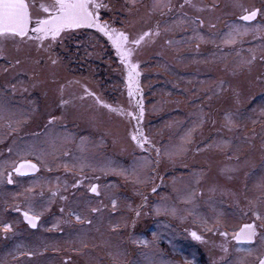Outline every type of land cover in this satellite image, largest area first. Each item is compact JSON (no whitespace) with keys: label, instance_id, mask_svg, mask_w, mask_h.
<instances>
[{"label":"rangeland","instance_id":"374dc122","mask_svg":"<svg viewBox=\"0 0 264 264\" xmlns=\"http://www.w3.org/2000/svg\"><path fill=\"white\" fill-rule=\"evenodd\" d=\"M98 2L108 5L100 9L104 17L101 20L130 38L150 30L159 33L147 37L131 57V62L139 66L141 95L136 99L143 100V119L137 124L126 114L118 115L97 105L91 96L80 99L87 87L125 113L136 110L127 95L124 66L110 42L98 32L68 30L55 42L46 40L39 48L33 40H0V120L10 119L0 128L8 133L14 127L24 130L37 118L45 123L49 116L58 117L67 124L77 117L83 133L81 140L71 130L51 125L47 132L60 129L59 134L69 136L67 143L56 144L52 139L58 141L56 137L61 136L48 132L28 136L22 145L36 149L41 157H45L44 151L54 165H74L94 174L115 177L116 214L120 224L117 223L114 245L107 244L108 239L105 244L108 225L104 223L108 221L101 218V264H180L169 263L160 254L158 241L163 236L170 245L177 242L172 234H166L162 223L160 215L166 210L167 201L163 204L160 188H167L173 182L180 187L176 216L188 231L190 168L194 159L204 154L208 141L214 140L218 148L221 143L217 140L224 134L231 135L237 128L244 136L254 133V127L246 130L248 123L242 112L229 107L227 102L237 89L241 71L249 66L260 68L253 61L247 63L252 56H258V48L224 42L238 23L227 20L236 13L222 9L220 0H190L188 4L185 0ZM205 5H211L212 9H202ZM31 15L34 22L36 17ZM52 107H61L63 111L52 114L49 112ZM74 107L77 116L71 114ZM256 111L252 113L256 115ZM262 111L257 114L261 115ZM261 117L259 121L253 120L259 123L255 127L259 137L264 135V116ZM226 118L232 121L231 125ZM137 127L151 141L143 149L131 139ZM63 144L67 148L72 145L74 154L68 158L56 154L66 147ZM156 149L160 150L159 156ZM169 152L177 154L169 158ZM43 161L47 164L46 159ZM144 203L149 208L147 217L142 210ZM137 210L139 216L135 214ZM134 241L148 243L144 246ZM180 243L181 258L189 257L190 243L184 237Z\"/></svg>","mask_w":264,"mask_h":264},{"label":"flooded vegetation","instance_id":"af4514ba","mask_svg":"<svg viewBox=\"0 0 264 264\" xmlns=\"http://www.w3.org/2000/svg\"><path fill=\"white\" fill-rule=\"evenodd\" d=\"M26 2L30 6L31 14L37 17L46 15L39 10V5H48L52 0ZM220 2L222 9H232L236 13L233 18L228 17V21L236 20L238 25L245 23L238 19L242 9L234 6V0ZM239 3L244 7L254 5L264 8V0H239ZM100 9L97 14L103 17ZM202 9H212V6L205 5ZM257 24H264V16H258L255 21L250 22L249 27L252 30L237 42L242 47L247 44L258 48L259 54L252 61L260 68L251 69L249 66L241 71L237 89L231 93L233 96L227 102L229 107H237L242 112V117L248 123L246 130L254 127V133L244 136L243 133L239 134L237 128L229 136L224 134L225 139L217 140L221 143L218 148L214 145V140L208 141L204 154L194 159L195 162L190 168L192 184L188 231L184 230V225L180 224L176 216L179 210L180 187L173 182L168 183L167 188H160L163 204L167 201L164 204L166 210L160 215L162 223L166 234H172L177 241L170 245L166 236L158 241L160 254L169 263L237 264L238 261H243V264H258V258L264 250V242L261 240L264 228L258 226L260 221H255L258 226L257 236L252 244H237L232 239V234L244 224L254 222L251 210L253 205L249 201L255 202L259 211H264V203H261L264 202V187H261L264 185V135L259 137L255 128L259 123L253 122L260 120L261 115L257 112L264 110V31H256ZM71 30L81 33L86 30L97 32L94 28L86 27ZM102 37L107 40L103 35ZM76 109L77 107L71 108V114L77 116L79 113ZM252 110H257L256 115ZM62 111L61 107H52L49 110L52 114H61ZM57 118L49 116L45 123L44 119L37 118L21 131L14 127L11 132L5 133L0 128V264H101L102 217L103 222L108 221L104 223L108 225V233H105L108 237H104L103 241L106 244L105 239H108L107 244L115 243L119 223L116 214L115 177L94 174L74 165H54L52 158L44 151L45 157H41L36 149L24 148L22 145V141L28 139L26 137L48 132L49 135L61 136L56 137L58 141L52 139L54 135L50 137L56 144L67 143L69 136L59 134L57 131L60 129L47 132L51 125L71 130L80 140L83 138L77 117L67 124ZM7 119H1L0 125ZM222 131L224 132L223 128ZM78 151L77 149L76 152ZM60 153L64 158L74 154L72 145L69 148L66 145L62 151L56 152ZM21 160L34 163L37 170L27 175H17L12 171V166ZM199 170L201 172L198 174ZM9 173L13 181L11 184L8 183ZM77 180L80 184L74 187ZM93 184L97 185L99 195L89 191ZM107 184L111 187H104ZM113 200L116 201L115 208L112 205ZM144 204L145 209L142 210L148 216L149 208ZM93 208L98 211L93 212ZM172 209H175V215L172 214ZM25 211L39 216L37 227L32 228L25 221L22 214ZM76 216H80L81 220L77 221ZM5 224L11 226V231L2 230ZM191 231H196L202 241L193 240L189 234ZM220 231L228 235L221 236ZM183 237L190 243V258L187 256L182 259L178 253L181 249L180 238ZM221 245L228 248L226 253ZM90 248L92 251L89 252L87 249ZM238 248H251L253 251L248 255L246 251H237Z\"/></svg>","mask_w":264,"mask_h":264},{"label":"snow or ice","instance_id":"6c2138e0","mask_svg":"<svg viewBox=\"0 0 264 264\" xmlns=\"http://www.w3.org/2000/svg\"><path fill=\"white\" fill-rule=\"evenodd\" d=\"M131 3H135V0H130ZM190 0H185V4H188ZM163 7L164 5H156ZM170 6V5H169ZM184 5H181L183 7ZM234 6L242 9V14L238 19L245 22L243 25L233 26L232 30L227 34L225 43L234 44L238 39L247 35L252 29L249 27L250 22L255 21L258 16H264V8H257L254 5L250 7H244L239 3V0H234ZM108 5L97 2V0H52V3L45 5L40 4L39 10L46 15L41 17L37 16L33 22L32 15L30 12V6L26 0H0V40H17L25 41L33 40L38 42L37 47L39 48L46 39H50L55 42L61 33L79 28H94L97 32L102 34L110 42L112 48L115 50L120 63L124 66V71L126 73L125 83L127 86V95L129 100L134 104L135 111H130L125 113L122 108L113 107L112 105L101 100L94 92L90 91L87 87H84V95L80 99H84L87 96H91L95 99L97 105H100L110 112H115L118 115H127L132 121L137 124L144 117V105L142 99H136L138 95H141V89L139 86V76L140 72L138 70V65L131 62V57L139 46L145 39L150 36L158 35V32H143L136 38H130V36L124 31L117 30L111 27L109 22L102 21L100 16L97 14L100 8H107ZM256 31H264V24H257ZM34 34V35H30ZM197 39L203 41L204 37L197 36ZM248 60L247 63L251 64L252 60ZM56 63L55 60L52 61ZM19 63V61H17ZM62 103H64L62 101ZM264 116V111L261 112ZM227 124L231 125L232 121L226 118ZM51 123V120L49 121ZM11 127V125H9ZM132 141L137 147L143 149L146 145H150L151 141L140 128H135L133 134L131 135ZM183 150L182 148L180 149ZM157 156L160 155V150L156 149ZM177 153L169 152L167 155L169 158L175 156ZM37 166L29 161L21 160L19 163H14L12 166V171L17 175L23 176L31 172H35ZM8 183L11 184L12 178L11 173L8 174ZM142 182V181H141ZM80 181L77 180L76 184L78 186ZM264 187V185H261ZM89 191L99 195L97 190V185L93 184L90 186ZM152 191L155 192L156 188L153 187ZM55 195V193H53ZM63 198V197H62ZM146 199V197H145ZM252 207V215L254 217L253 223L244 224L238 231L232 234V239L236 241L237 244H252L254 238L257 236V227L264 228V211H259L256 207L255 202L249 201ZM264 203V202H261ZM113 208L116 207V201H112ZM19 210V209H17ZM63 211V209H61ZM93 212L98 211V209L93 208ZM172 214L175 215V209H172ZM159 213V209H157ZM25 221L32 228L37 227V221L39 220L38 215H30L28 211L22 213ZM137 216L140 212L137 210L135 213ZM77 221L81 220L80 216H76ZM255 221H260L257 226ZM4 232L11 231L10 225H3ZM210 230V229H209ZM190 236L195 241H202V237L196 232L191 231ZM219 235L227 236L228 233L220 231ZM261 240L264 242V234L261 235ZM137 244H143L147 246V241H134ZM222 250L226 253L228 248L225 245L220 246ZM237 251H246L248 255L252 254L253 249L249 248L246 250L237 249ZM237 264H243V261H238ZM258 264H264V250H262L261 255L258 258Z\"/></svg>","mask_w":264,"mask_h":264},{"label":"water","instance_id":"95a60500","mask_svg":"<svg viewBox=\"0 0 264 264\" xmlns=\"http://www.w3.org/2000/svg\"><path fill=\"white\" fill-rule=\"evenodd\" d=\"M32 163V162H31ZM34 164V163H33Z\"/></svg>","mask_w":264,"mask_h":264},{"label":"trees","instance_id":"16d2710c","mask_svg":"<svg viewBox=\"0 0 264 264\" xmlns=\"http://www.w3.org/2000/svg\"><path fill=\"white\" fill-rule=\"evenodd\" d=\"M62 34V33H61Z\"/></svg>","mask_w":264,"mask_h":264}]
</instances>
